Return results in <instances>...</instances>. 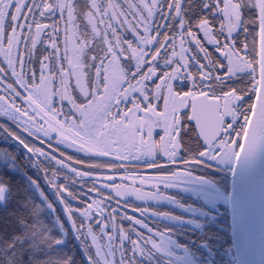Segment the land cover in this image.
Masks as SVG:
<instances>
[{
    "label": "snow or ice",
    "instance_id": "1",
    "mask_svg": "<svg viewBox=\"0 0 264 264\" xmlns=\"http://www.w3.org/2000/svg\"><path fill=\"white\" fill-rule=\"evenodd\" d=\"M0 120L54 165L86 264H137L161 242L129 197L164 199L188 165L264 142V0H0Z\"/></svg>",
    "mask_w": 264,
    "mask_h": 264
},
{
    "label": "flooded vegetation",
    "instance_id": "2",
    "mask_svg": "<svg viewBox=\"0 0 264 264\" xmlns=\"http://www.w3.org/2000/svg\"><path fill=\"white\" fill-rule=\"evenodd\" d=\"M248 15L252 13L248 12ZM0 123L14 130L8 122L0 120ZM156 131L162 134L160 129ZM0 149L6 152L21 150L24 153V157L18 161L23 177L33 184L41 185L38 196L47 201L51 213L77 239V234L73 235L60 207L55 190L47 184L42 172L44 168L54 167L52 162L42 159L37 164L17 141L2 130ZM197 150V145H191L181 154L180 159L193 158ZM68 154L73 159H94L74 150H68ZM233 164L232 160L222 162L205 158L203 163L190 164L184 169L190 174L188 177L173 186L161 188L164 199L140 201L129 197L127 202L132 208L149 210L143 215V221L161 242L159 250H149L144 257H137V264H235L229 222V178ZM181 167L169 165L163 174H171ZM56 170L61 183L77 189V185L70 183V172L58 166ZM76 239L85 261L86 250L82 242Z\"/></svg>",
    "mask_w": 264,
    "mask_h": 264
},
{
    "label": "trees",
    "instance_id": "3",
    "mask_svg": "<svg viewBox=\"0 0 264 264\" xmlns=\"http://www.w3.org/2000/svg\"><path fill=\"white\" fill-rule=\"evenodd\" d=\"M23 157L21 150L0 149V187L6 190L0 205V264H66L68 259L86 264L70 231L38 196L41 185L23 177L18 167Z\"/></svg>",
    "mask_w": 264,
    "mask_h": 264
},
{
    "label": "water",
    "instance_id": "4",
    "mask_svg": "<svg viewBox=\"0 0 264 264\" xmlns=\"http://www.w3.org/2000/svg\"><path fill=\"white\" fill-rule=\"evenodd\" d=\"M60 207L63 211V205ZM63 213L75 236L72 222ZM229 222L235 264H264V142L251 155L234 161L229 178Z\"/></svg>",
    "mask_w": 264,
    "mask_h": 264
},
{
    "label": "rangeland",
    "instance_id": "5",
    "mask_svg": "<svg viewBox=\"0 0 264 264\" xmlns=\"http://www.w3.org/2000/svg\"><path fill=\"white\" fill-rule=\"evenodd\" d=\"M41 199H43V198H41ZM5 200H6V190H5V188H4V191H3L2 193H0V205L4 204ZM43 200H44V199H43ZM44 201H46V200H44ZM45 205H47V207L50 208V206H49V204L47 203V201L45 202Z\"/></svg>",
    "mask_w": 264,
    "mask_h": 264
}]
</instances>
